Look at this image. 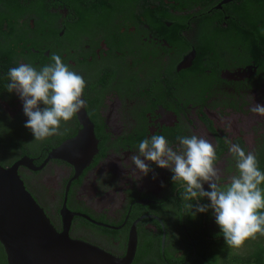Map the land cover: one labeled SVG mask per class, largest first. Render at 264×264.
I'll list each match as a JSON object with an SVG mask.
<instances>
[{"label": "flooded vegetation", "instance_id": "1", "mask_svg": "<svg viewBox=\"0 0 264 264\" xmlns=\"http://www.w3.org/2000/svg\"><path fill=\"white\" fill-rule=\"evenodd\" d=\"M53 53L85 80V107L63 134L35 141L7 73L20 63L39 70ZM253 103L264 105V0H0V165L28 159L18 175L58 231L64 205L74 214L72 239L120 258L135 232L130 264H200L213 253L236 264L223 259L238 249L213 211H195L210 201L184 200L154 162L139 179L128 157L152 135L177 151L178 136H201L226 185L238 174L230 143L264 159Z\"/></svg>", "mask_w": 264, "mask_h": 264}, {"label": "clouds", "instance_id": "2", "mask_svg": "<svg viewBox=\"0 0 264 264\" xmlns=\"http://www.w3.org/2000/svg\"><path fill=\"white\" fill-rule=\"evenodd\" d=\"M51 60L53 63L39 70L31 64L20 63L7 73V91L20 97L28 117L24 126L31 130L35 141L63 134L62 122L70 121L85 107L82 96L86 82L83 77L70 70L59 55L53 53ZM250 111L264 116V105L253 103ZM177 140L178 151L169 146L163 135L142 140L138 152L128 157L130 165L134 166L132 172L138 170L142 174L139 179L148 175L151 171L149 162L170 169L172 181L179 182L183 188L184 200L206 198L210 201L195 205V211H213L225 243L231 248L242 247L257 234L264 235V189L260 187L264 184V173L258 168L255 154L246 153L239 144L230 143L229 151L236 159L238 174L226 185H221L214 145L197 135L178 136ZM205 183L210 191L204 189Z\"/></svg>", "mask_w": 264, "mask_h": 264}, {"label": "water", "instance_id": "3", "mask_svg": "<svg viewBox=\"0 0 264 264\" xmlns=\"http://www.w3.org/2000/svg\"><path fill=\"white\" fill-rule=\"evenodd\" d=\"M83 115L81 119L85 117L88 121ZM88 133L92 139L91 131L83 130L81 136ZM70 144L71 141L64 142L49 156L59 157ZM29 166L27 158L9 166L0 165V244L6 264H130L137 241L133 231L126 255L120 258L90 243L72 239L70 227L74 214L66 205L61 209L63 229L58 231L18 175L19 167Z\"/></svg>", "mask_w": 264, "mask_h": 264}, {"label": "trees", "instance_id": "4", "mask_svg": "<svg viewBox=\"0 0 264 264\" xmlns=\"http://www.w3.org/2000/svg\"><path fill=\"white\" fill-rule=\"evenodd\" d=\"M2 119L3 117L0 116ZM258 168L259 170L264 173V159H259L258 161ZM261 189H264V184H262ZM264 211V210H262ZM2 245L0 244V256H3L2 251ZM238 250L235 251V253L232 256H228L226 258L223 257V259H230V261L227 260V262L236 263V264H264V235L257 234L255 238L248 239L245 244L237 248ZM209 252H218V250H214L212 248H209ZM200 259L197 261H200V264H204V261L206 260L207 264H227L226 262L219 261V257H215V254L213 255L208 254L207 258L203 254H199ZM221 257V256H220ZM226 261V260H225ZM2 262V259L0 257V263ZM199 264V263H197Z\"/></svg>", "mask_w": 264, "mask_h": 264}]
</instances>
